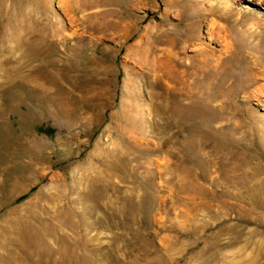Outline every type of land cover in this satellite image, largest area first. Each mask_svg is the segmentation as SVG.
<instances>
[{
  "label": "rangeland",
  "instance_id": "374dc122",
  "mask_svg": "<svg viewBox=\"0 0 264 264\" xmlns=\"http://www.w3.org/2000/svg\"><path fill=\"white\" fill-rule=\"evenodd\" d=\"M26 206L28 264H264V0H0Z\"/></svg>",
  "mask_w": 264,
  "mask_h": 264
},
{
  "label": "bare ground",
  "instance_id": "6f19581e",
  "mask_svg": "<svg viewBox=\"0 0 264 264\" xmlns=\"http://www.w3.org/2000/svg\"><path fill=\"white\" fill-rule=\"evenodd\" d=\"M37 176L38 175L35 174L34 177L30 178L31 183H35V182L39 181L40 178H38ZM16 187L17 186H15V188H13V191H12V193H10L11 195H9L8 199H13L14 197H16L21 192V190L23 189L24 186H21V187H18V188H16ZM38 199H40V197ZM33 204H34V202H33ZM37 204L38 203H36V205ZM7 212L8 211H6V213ZM13 214L14 215L9 218V224L5 225V227H4L5 230H6L7 235L3 236L0 239V264H28L27 262H25L24 259H22V257L11 256L12 255V247L15 246V248H16L17 246H20L19 250H20V253H21V251L24 250V249H21V247L24 246L27 243L26 241L33 242L34 239H25V238H22L21 236L24 235L28 231L29 224H30L28 219L29 218L31 219L32 216H35V214H36L35 213V209L32 206H26L24 208V212L23 213L21 212V210L20 211L15 210L13 212ZM8 239L10 240V242L7 241ZM34 242L38 243V241H34ZM37 246H38V244H37ZM27 258H28V256H27Z\"/></svg>",
  "mask_w": 264,
  "mask_h": 264
}]
</instances>
